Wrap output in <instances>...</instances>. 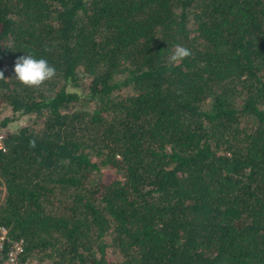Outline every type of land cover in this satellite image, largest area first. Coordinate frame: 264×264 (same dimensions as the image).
<instances>
[{
	"label": "trees",
	"instance_id": "16d2710c",
	"mask_svg": "<svg viewBox=\"0 0 264 264\" xmlns=\"http://www.w3.org/2000/svg\"><path fill=\"white\" fill-rule=\"evenodd\" d=\"M29 53L56 68L40 88ZM0 71L32 118L0 134L23 258L264 264V0H0Z\"/></svg>",
	"mask_w": 264,
	"mask_h": 264
},
{
	"label": "clouds",
	"instance_id": "9594fccd",
	"mask_svg": "<svg viewBox=\"0 0 264 264\" xmlns=\"http://www.w3.org/2000/svg\"><path fill=\"white\" fill-rule=\"evenodd\" d=\"M45 51H51L45 49ZM192 52L189 48L176 44L171 53L166 57L168 65H178L184 59L190 57ZM13 71L15 79L25 87L40 88L46 81L53 79L56 68L50 65L45 58H36L32 54H24L14 61ZM0 80H5L4 73L0 71ZM30 146H35V139L30 141Z\"/></svg>",
	"mask_w": 264,
	"mask_h": 264
},
{
	"label": "built area",
	"instance_id": "2783aa9c",
	"mask_svg": "<svg viewBox=\"0 0 264 264\" xmlns=\"http://www.w3.org/2000/svg\"><path fill=\"white\" fill-rule=\"evenodd\" d=\"M23 254L24 245L22 239L11 238L8 234V228L0 224V264H38L35 260L23 258Z\"/></svg>",
	"mask_w": 264,
	"mask_h": 264
},
{
	"label": "rangeland",
	"instance_id": "374dc122",
	"mask_svg": "<svg viewBox=\"0 0 264 264\" xmlns=\"http://www.w3.org/2000/svg\"><path fill=\"white\" fill-rule=\"evenodd\" d=\"M85 80L86 79L84 78L83 82H85ZM121 92L124 91L121 90ZM5 117H13V119L9 120L5 125H1V122ZM31 121V116L19 112L12 113L7 106L0 104V134H3L7 130L14 129L25 124H29ZM39 124V122L36 123L37 126H39Z\"/></svg>",
	"mask_w": 264,
	"mask_h": 264
}]
</instances>
